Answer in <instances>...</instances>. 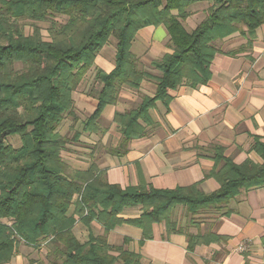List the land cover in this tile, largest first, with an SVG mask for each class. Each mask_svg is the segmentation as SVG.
<instances>
[{
    "label": "trees",
    "instance_id": "1",
    "mask_svg": "<svg viewBox=\"0 0 264 264\" xmlns=\"http://www.w3.org/2000/svg\"><path fill=\"white\" fill-rule=\"evenodd\" d=\"M197 1L201 0H0V264L9 263L22 242L33 248L46 245L49 264H144L140 253L125 244L111 245L107 234L123 223L140 227L144 238L153 237L155 223H165L170 233L184 232L173 219L178 207L186 208L193 220L203 210L222 209L241 190L264 185L260 138L253 149L262 163L248 159L237 164L224 156L222 146L214 147L215 167L209 175L220 187L210 193L197 184L122 188L109 183L95 162L70 173L63 158L72 139L58 128L69 116L78 120L73 94L112 37L117 40L115 68L110 73L96 69L88 92L98 104L84 131L98 130L105 107L118 102L122 89L138 90L145 80L157 86L154 95H143L137 106L116 112L121 137L108 149L119 156L132 140L150 133V111L158 101L169 105L171 90L211 79L212 61L221 51L218 40L240 32L247 38L244 50L253 44L264 23V0H208L213 5L206 17L189 32L182 19ZM44 22L49 23L47 36L40 25ZM149 25H165L173 48L152 62L158 75L131 50L138 30ZM13 136L19 137V145L10 142ZM138 205V218L120 216ZM79 221L100 222L104 234L91 233L82 242L74 232ZM199 241L191 238L189 248Z\"/></svg>",
    "mask_w": 264,
    "mask_h": 264
},
{
    "label": "crops",
    "instance_id": "2",
    "mask_svg": "<svg viewBox=\"0 0 264 264\" xmlns=\"http://www.w3.org/2000/svg\"><path fill=\"white\" fill-rule=\"evenodd\" d=\"M212 5L208 0L190 4L187 10L191 14L182 19L185 29L193 31ZM216 45L221 51L212 61L211 79L206 84L171 90L169 105L158 101L150 111V133L132 140L121 156L108 149L117 146L121 137L115 114L137 106L143 95H154L155 81L145 80L138 90L123 89L118 102L105 107L98 130L90 133L84 131V123L96 110L98 100L83 94V107H89L90 113L78 117L80 127H70L67 122L64 131L68 132L60 130L72 139L65 148L67 159L63 157L73 167L70 173L85 170L95 162L109 183L122 188L146 183L159 189L197 184L210 193L220 187L218 180L209 175L215 167L214 147L222 146L224 156L237 164L248 159L262 163L253 144L256 138L264 142V23L245 50L247 38L240 32L218 40ZM131 50L149 66L171 53L166 26L149 25L138 30ZM116 51V47L106 44L96 56L94 67L110 73L115 68ZM149 70L160 74L156 68ZM71 128L74 132L70 137ZM78 148L80 154L75 150ZM77 157L81 162L76 163ZM181 207L173 219L184 232L170 233L165 223H155L153 237L144 238L140 227L123 223L107 234V240L113 246L125 244L140 253L144 264H264V185L241 190L222 209L203 210L192 216L193 220ZM141 213L142 206L138 205L127 207L120 216L134 219ZM104 231L98 221L90 225L79 221L74 227L82 242L88 241L91 233L102 235ZM194 236L200 241L190 249L189 240ZM28 248L22 242L7 264H26Z\"/></svg>",
    "mask_w": 264,
    "mask_h": 264
},
{
    "label": "rangeland",
    "instance_id": "3",
    "mask_svg": "<svg viewBox=\"0 0 264 264\" xmlns=\"http://www.w3.org/2000/svg\"><path fill=\"white\" fill-rule=\"evenodd\" d=\"M40 25L43 27V33H44V35L47 36V27H48L49 23L48 22H44V23H40ZM116 43H117L116 38L115 37H112L110 39V42L108 43V45L113 46L115 48L116 47ZM147 67H151V66L147 65ZM17 68H21V65H17ZM96 69H98V68L97 67L96 68L94 67L92 69V72H88L86 74V76H85L86 79H87L86 82H83V84L81 85V87H79L78 90L75 91L74 94H73V97H74V100H75V114H76L77 117L83 118L85 115H88L90 113L89 112L90 109H88L89 107H85V108L83 107L85 102L82 99H84L83 94L84 95H91L88 91L91 88V85H92V82H93V79H94V75L96 73ZM67 122L69 123V125L71 124L70 127H72L73 124H74L73 126H76L77 125L78 127H80L79 121L78 120L75 121V119L73 118V116H69L67 119H65L62 122V124L58 128L59 131L60 130L62 131V133H67L68 132L67 130L64 131L65 130L64 128H66V126L64 125V123L66 124ZM71 129H72V130H70L71 133L69 134L70 137L73 135V132H74V128H71ZM114 137H112L111 140ZM9 139H10V142L13 143L14 145H19V143H20L19 142V137H17V136L10 137ZM76 142H78V141H76ZM113 143H115V142H113ZM75 150L78 152V154H80V152H81V149L80 148L75 149ZM64 152H65V149L62 152V155L65 158ZM65 159H67V158H65ZM78 159H79V157H77V159L75 160L76 163H77V161H79ZM79 162H81V161H79ZM69 166H70L69 169H72L73 168L70 164H69ZM69 172H70V170H69ZM178 210H179V207L176 209V211H178ZM40 246H41L40 248H33V247L29 246V248L26 249L27 250L26 251V257H27L26 264H49L50 258L48 257V254H47L48 253L47 252L48 249H47L46 245L44 246V244L43 245L41 244Z\"/></svg>",
    "mask_w": 264,
    "mask_h": 264
}]
</instances>
